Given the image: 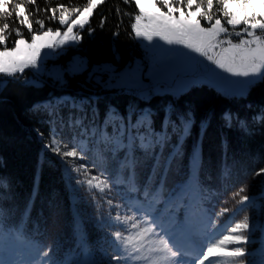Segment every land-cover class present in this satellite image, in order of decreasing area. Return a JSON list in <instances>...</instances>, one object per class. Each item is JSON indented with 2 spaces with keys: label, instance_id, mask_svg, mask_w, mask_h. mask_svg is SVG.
Wrapping results in <instances>:
<instances>
[{
  "label": "trees",
  "instance_id": "1",
  "mask_svg": "<svg viewBox=\"0 0 264 264\" xmlns=\"http://www.w3.org/2000/svg\"><path fill=\"white\" fill-rule=\"evenodd\" d=\"M89 2L12 0V5H24L33 28L42 31L63 28L59 25L60 12L72 13V19L78 14L77 9L81 11ZM14 11L10 17L0 14V27L6 20L10 25L4 32L8 37V47L13 46L15 39L19 38L15 35L16 28L20 29L22 36L30 37L26 26L16 19ZM136 14L138 9L134 0H129V3L124 0H103L90 16V24L80 29L81 41L71 47L68 56L79 52L90 63L110 61L117 68L143 56L145 50L131 27ZM53 15L55 19H51ZM37 20L44 21L43 29H40ZM102 20L104 23L101 26ZM29 74L30 70L26 69L19 77H9L0 88V178L8 181L7 189L0 186L2 216L16 230L34 234L45 244H52V251L59 259L74 264L82 257L93 264H106L108 258L104 256L112 257L117 252L113 237L108 238L112 233L99 226L100 216L97 212L88 217L87 223L86 215L89 212L86 207L83 210L78 205L83 199L74 197L75 182L66 176L59 159L43 145L51 130L52 114L48 109L36 106L62 90L77 87L86 78L83 73L68 74L66 80L62 81L45 76L43 83L35 84L25 80ZM135 92L125 88L104 91L108 95L107 101L118 105L126 114H129L132 106L149 102L157 108L154 113L156 122L164 119L166 111L179 113L191 110L192 125L190 133L182 141L183 152L186 155L194 151L199 154L198 181L209 192L207 207L192 216V230L198 235L195 224L201 218L210 220L212 231L220 239L231 223L249 214L257 224L255 239L250 243L254 251L253 264H264V175H257L264 168V80H257L246 95L223 94L207 83L197 84L171 99L161 95L163 103L159 105L155 98L143 99ZM104 107L101 104L99 112H103ZM227 112L231 114V123L223 119ZM172 118H176L175 114ZM241 121L246 127H241ZM103 161L97 165L104 171L115 200L129 214L137 216L128 209L127 202L142 204V192H132L128 185L117 180V174L127 175V170L121 168L120 164L113 165L105 158ZM176 161L181 163L179 159L174 160L165 188L167 197L175 191L169 196L171 198L176 196L179 189L175 185L178 176H174ZM136 172L140 185L151 174L150 171L147 175L140 163ZM158 179L156 177L154 183ZM242 187L246 189L242 195L261 198L260 209L254 208L253 199L246 204L237 202L240 197L236 193ZM225 207L231 211L223 213ZM153 257L158 260L155 255ZM151 264H156V260Z\"/></svg>",
  "mask_w": 264,
  "mask_h": 264
},
{
  "label": "snow or ice",
  "instance_id": "2",
  "mask_svg": "<svg viewBox=\"0 0 264 264\" xmlns=\"http://www.w3.org/2000/svg\"><path fill=\"white\" fill-rule=\"evenodd\" d=\"M124 2L129 3V0H124ZM100 3H103V0H90L89 6L84 7L82 11L77 9L76 18L70 22L65 12L61 11L59 25L61 27L67 25L66 30L61 32L58 28L53 32L52 28H48L41 32L34 29L32 23L29 22L24 5L16 3L13 6L12 0H0V14L10 17L14 9L16 19L26 26L30 34V40L25 39L19 28L14 29L15 35L19 38L15 39L14 46L8 47V37L4 35V32L10 28V25L6 20L3 27H0V46H3L0 47V79L4 76L15 78L17 73L22 74L25 69H38L49 51H56L67 43L77 42L81 37L74 32V28L83 29L86 24H90L89 15ZM134 3L139 14L134 16V23L131 27L137 38L147 41L152 46L163 42L168 46L167 51L180 49L178 55L185 56L191 61L199 62V58L204 57L217 68L237 78L233 82H242L247 85L257 79L264 80V0H215V3L214 0H134ZM51 19H55V15ZM36 23L39 24L40 29L44 28L43 20H37ZM103 23L102 20L101 26ZM91 31L92 29L89 28V32ZM233 37L238 39L234 40ZM185 49L186 52L183 51ZM217 49L219 52L216 51ZM84 69V62L80 61L74 64L69 71L75 74ZM97 71L106 72L108 68L98 66ZM55 79L62 81L63 74L57 73ZM104 83L107 86V82ZM128 83L124 79L116 81L117 86H124ZM132 83L138 84L139 81L134 80ZM151 94L143 90L140 92L142 98ZM61 103L67 106L69 101L62 100ZM79 107L81 106L74 100L71 101V108ZM173 114H175V119L172 118ZM108 115L119 114L115 110H109ZM133 115H136L135 112L128 115L126 123L124 122L125 117L121 116V123L111 135L104 133L100 136V141L110 153L125 152L120 167L127 170L126 182L132 192H142L143 196V203L135 208V212L140 214L139 218L134 215L122 220L117 212L114 217L115 222L124 224L130 220L132 221L131 229H136L141 224L147 225L142 232L149 234V237L157 238L158 245H154L151 248L152 255L146 257L149 264H151L153 255L159 258V264H203L209 257L221 254L217 252L218 246L225 249L222 255L232 258L236 264H247V254L243 245L248 241V234L243 230L250 231L251 224L248 216H244L240 222L227 229L230 235H223L216 243L207 244L195 256L191 255L196 251L195 232L185 225L166 223L165 213L174 209V205L170 209V201L165 192L167 176L174 160L181 155L182 141L190 133L193 119L191 110L179 113H175V110L166 111L160 131L153 126L151 111H141L134 121ZM223 119L226 123H231V114L225 113ZM74 123L79 126L82 124V119H76ZM107 123L108 121L105 120V124ZM240 123L242 128L246 127L243 121ZM169 129L171 134L176 136V143L171 145V151L165 155L166 146L171 140ZM88 131L87 128L82 129L81 135ZM93 135H95L94 130ZM60 144L61 142L53 134L51 142L45 147L57 154L63 163H68L65 159L68 157L82 159L83 144H72L69 148V145L65 143L63 151L59 147ZM136 151H142L145 159L153 161L151 174L143 185H140L137 178L136 168L139 162L135 155ZM200 163V156L194 151L191 158L193 172L198 173ZM87 168V164H81L79 168L70 167L69 172L79 173ZM260 174H264V168L257 173V175ZM156 177L159 179L157 183H154ZM95 179L97 177L86 181L89 188ZM76 183L83 185L85 181L77 179ZM101 183L107 184V178ZM0 186L8 188L6 178H0ZM96 187L99 188L100 184ZM245 191L246 189L242 187L236 193L240 197V204H246L251 199L248 195H242ZM106 202L110 207H119V205H114L111 199ZM27 211L26 208L25 212ZM229 211L231 210L226 207L222 209L223 213ZM109 219H113L111 213ZM3 223V219H0V224ZM127 231L130 232V229ZM17 232H9L8 235L19 241L20 236ZM112 235L117 252L110 259L115 260L116 264H120L121 260H124V264L140 260L139 253L142 249H136L134 252L127 253V256L124 255L128 249L130 238L128 235H124L122 230H115ZM225 242L236 246L226 249ZM42 255L49 257L50 252L43 251ZM29 264L32 262L30 261Z\"/></svg>",
  "mask_w": 264,
  "mask_h": 264
},
{
  "label": "rangeland",
  "instance_id": "3",
  "mask_svg": "<svg viewBox=\"0 0 264 264\" xmlns=\"http://www.w3.org/2000/svg\"><path fill=\"white\" fill-rule=\"evenodd\" d=\"M89 3L85 7L89 6ZM162 10L166 9L162 8ZM92 13L89 15V20ZM71 14L72 13L67 11L65 12L69 22L72 19H75L77 16L76 15L71 19ZM66 27L67 25L59 29L61 32H63L66 30ZM55 30L56 29H53V32H55ZM74 32L81 37L79 27L74 28ZM23 38L30 40V37L27 38L23 36ZM137 39L140 40L141 46L145 50L144 55L141 57H136L132 62L126 64L122 68H117V66L110 61L102 63H90L88 58L79 52L68 56V52L71 47L80 43V38L77 42L67 43L64 46L58 48L56 51H49L47 55L44 56L40 67L38 69L29 68L28 70H30V74L25 76V80L27 82L35 84L43 83V77L45 76H50L55 79L57 73H62L63 80H66L68 74L74 75L69 71V69L77 62H84L85 69L78 73H83V76L86 79L83 80L80 85L73 87V89L70 90H62L60 93L55 94L52 97L36 104L37 107L48 109L49 113L52 114L51 130L43 145L45 147V145L51 142L53 134H55V138L61 142L59 145V147H61V151L64 150L63 145L65 143L69 145V148L72 146V144H83L84 153L82 154V159L80 157L65 158L68 163H63L57 154L53 153L49 148H45L59 159L60 163H62L64 167L66 176L69 177L70 180L72 178V181L75 182L74 197L78 196L80 199H83L80 201V203H78V205L83 207V210L86 207V211L89 212L86 215L87 223L88 217L91 214H94V212H97V215L100 216L99 226L102 228V230L112 234L115 230H122L124 235H128L130 237L127 252L124 253L126 256L127 253L134 252L136 249H142V251L139 253L140 260L130 261L129 264H144V261H147L146 257L152 255L151 248L154 245L158 246L157 238L149 237V234L143 233L142 229L145 227L143 224L139 225L136 229H131L132 221L130 220L126 221L124 224L115 222L114 217L117 212L120 214L122 220H124L125 217H131L132 215L117 203L108 183H101V181L106 179V176H104V171L97 164L104 163L103 158H105L108 160L107 162H111L113 165H119L124 159L125 152L120 151L114 154L110 153L105 145L100 141V136L104 133L111 135L112 131L121 123L120 117H125L124 122L126 123L128 115L133 112H135L136 115H139L141 111H151L154 120V113H156L157 108H154L149 102H147L132 106L129 114H126L118 105L107 101L106 97L108 95L107 93H104V91L109 89L125 88L134 90V92L136 91L135 93L141 97L140 92L143 90L144 92L152 93L143 99L148 100L155 98V102H158L159 105L163 103V98H160L161 95H166L167 98L171 99V97L180 95L182 92L191 88L192 86L202 83H207L214 86L223 94L246 95L251 86L257 80H259L257 79L253 83L247 85L243 84L242 82H233L237 78L232 77L229 73L217 68L215 64L208 62L204 57H200L199 62L191 61L185 56L178 55L180 49L167 51L166 49L168 46L164 45L163 42H161L159 45L152 46L141 38ZM233 39L235 40L238 38L233 37ZM183 51L186 52L187 50L185 49ZM216 51L219 52V49ZM98 66H106L108 71L98 72ZM22 74L17 73L15 77H19ZM7 78L9 77L4 76L2 79H0V88L5 85ZM120 79L127 80L129 83L124 86H117L116 81ZM134 80H138L139 83H132ZM98 81H101V83H98ZM104 82H107V86H105ZM62 100H68L69 104L67 106L63 105L61 103ZM73 100L81 107L76 109L71 108V101ZM101 104L105 106L103 112H99V106ZM109 110H115L119 115L110 116L108 115ZM136 115L132 116L133 121L136 119ZM76 119H82V124L79 126L75 125L74 122ZM105 120L108 121L107 124H105ZM155 120L153 126L157 131H160L163 120L158 122ZM84 128H87L89 131L86 134L81 135V131ZM93 130L95 131V135H93ZM169 134L171 135V140L166 146L165 155L171 151V145L176 143V136L171 134L170 129ZM157 151H159V149H157ZM135 153H138V162L144 169V172H146L148 175L151 171L153 161L151 159H145L144 153L142 151H136ZM192 155L193 154L186 155L183 152L182 147L181 155L176 158L177 160L179 159L181 163H179V161L175 162L177 164V171L175 172L174 176H178V180L175 185L182 188L181 191L184 197L183 207L186 209H189L190 204H187V198L188 202L197 203L195 195H197L201 190L195 179H193L191 182H188L190 179L189 177L192 175ZM141 157L142 159H140ZM81 164H87L88 168L79 173L69 172L70 167L74 166L79 168ZM263 175L264 174H260V176ZM92 177H97V179L92 181V186L89 188L86 181ZM77 179L85 181V184L77 185ZM97 184H100L99 188L96 187ZM174 193L175 191L170 193L169 196H172ZM251 197L252 196H250V198ZM192 198L194 199V202H192ZM108 199H111L113 204L119 205V207H110L106 202ZM167 199H171V197ZM251 199H253L252 202L254 208L260 209L261 198L252 197ZM239 200L237 201L238 203ZM199 202L200 203H197L198 205L201 204L202 200H199ZM53 209L58 211L56 207H53ZM110 213L112 214L113 219H109ZM165 215L167 216L166 223L168 224H181L186 226V223L189 221L186 217V220L183 219V221L185 220L183 222L181 218V212H173V209L170 210V212L165 213ZM247 216L250 218L251 228L250 231L243 230L248 234V241L243 245V247L245 248L247 254V264H253L254 259L252 254L254 251L251 249L250 243L255 239L254 231L257 229V224L255 218H251L249 214ZM243 217L244 216H240L236 222L231 223V226H234L235 223L240 222ZM0 219H3L1 212ZM201 221H203L204 225H198L202 228L200 227L201 229H199L198 227L197 229L199 234H201L200 241L204 242V249L207 244L216 243L219 239L216 236L214 237V234L211 232L212 230L210 231L211 224H206L205 219L202 218ZM128 229H130V232L127 231ZM9 232L15 231L12 227L7 226L4 221L3 224H0V264H10V262H14V264H29L30 261L32 264H72L69 263L68 260L57 258L52 251V244H49V246H43L31 237L19 235L18 233L17 234L20 236V239L19 241H16L9 237ZM112 234L108 236V238L113 237ZM230 234L231 233L226 230L224 235ZM225 246L226 249H231L236 245L225 242ZM144 247L148 248V250H146ZM224 250L225 249H222L218 246L217 252L221 254L215 257H209V259L204 261L203 264H236L232 258L222 255ZM43 251H49V257H43ZM198 251L199 250L196 247V251L192 252L191 254H194L195 256ZM104 258H108V262L105 260L107 262L106 264H116L115 260L110 259L111 256L106 254ZM154 260H156V262L159 264L155 257L152 258L151 263ZM77 264L93 263L91 261H85L84 259H81L79 262H77ZM97 264L102 263L98 262ZM120 264H124V260H121Z\"/></svg>",
  "mask_w": 264,
  "mask_h": 264
}]
</instances>
